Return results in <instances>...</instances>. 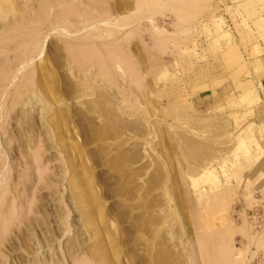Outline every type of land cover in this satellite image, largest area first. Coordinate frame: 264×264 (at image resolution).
<instances>
[{"label":"rangeland","instance_id":"374dc122","mask_svg":"<svg viewBox=\"0 0 264 264\" xmlns=\"http://www.w3.org/2000/svg\"><path fill=\"white\" fill-rule=\"evenodd\" d=\"M140 1L0 0V264H264L236 92L264 0Z\"/></svg>","mask_w":264,"mask_h":264},{"label":"crops","instance_id":"0c3cea01","mask_svg":"<svg viewBox=\"0 0 264 264\" xmlns=\"http://www.w3.org/2000/svg\"><path fill=\"white\" fill-rule=\"evenodd\" d=\"M240 63L239 68L242 70L245 66L252 65L245 73L247 77L236 87L239 96L237 100L243 105V109L237 112L238 121L241 122L239 131L243 133L248 149V157L241 173L243 188L247 195L254 198V194H257L260 199H254L264 203V59L258 58L249 63L240 52ZM245 89L249 90L247 97L242 96Z\"/></svg>","mask_w":264,"mask_h":264},{"label":"bare ground","instance_id":"6f19581e","mask_svg":"<svg viewBox=\"0 0 264 264\" xmlns=\"http://www.w3.org/2000/svg\"><path fill=\"white\" fill-rule=\"evenodd\" d=\"M108 1H109V0H108ZM141 1H142V0H141ZM141 1H140V3H141ZM144 1L147 2L148 0H144ZM173 1H176V2H177L178 0H172V2L170 1V2H168V4H169V3H171V4H172V3H175L174 5H176V2H173ZM146 2H144V3L142 2L143 5L146 4ZM148 2H149V1H148ZM148 2H147V6H148ZM180 2H182V3H180ZM191 2H196V4L194 3L193 5H197V4H200V3H201V0H199L200 3H197V2H198L197 0H196V1H194V0H179V2H177V4H179V3L181 4V5H179V6L181 7V9L178 8V6H176V7L178 8V10L176 9V11H177V12L180 11V12H178V13L181 14V15H178V18H179V17L181 18V16L185 15L184 19L181 18V19H183V20H182L183 23H184V22H187V24H189V23H188L189 20H190V22L193 21V20H191L192 17H195V18L197 17L196 13H195V16H194V13H193V10H194V9H190V8H193V7H192V6L189 7V5L192 4ZM202 2H204V1H202ZM140 3H139V4H140ZM187 3H189V5H188ZM184 4H186V6H188L189 8H187V9L184 8V7H186V6H184ZM172 5H173V4H172ZM172 5L169 4L170 7H173L174 12L176 13V11H175V6H172ZM200 5H201V4H200ZM145 6H146V5H145ZM139 7H140V8H138L137 10H140V11H141L142 8H143L142 4H140ZM194 7H195V6H194ZM200 7H201V6H200ZM195 8H196V7H195ZM198 9H199V7H198ZM109 10H110V9H109ZM191 10H192V11H191ZM113 11H114V8H113ZM195 11H197V10H195ZM195 11H194V12H195ZM109 12H110V11H109ZM109 12H108V14H109ZM178 13H177V14H178ZM102 14H103V13H102ZM108 14L106 13V14L104 15V17H105V16L108 17V16L110 15V14H109V15H108ZM142 14H143V13H142ZM142 14H141V15H142ZM142 16H143V15H142ZM186 16H187V17H186ZM105 18H106V17H105ZM195 18H194V19H195ZM103 20H105V19H103ZM107 20H108V19H107ZM111 20H112V19H111ZM103 22H105L107 26H108V25H111V26L113 25V22H112V21H109V20H108V21H103ZM129 23H130V22H129ZM129 23H128V24H129ZM130 24H131V23H130ZM79 25H80V24H79ZM181 25H182V24H181ZM189 25H190V24H189ZM187 28H188V27H187ZM187 28H186V29H187ZM186 29H185V32H184V33H186ZM188 29H189V28H188ZM188 29H187V30H188ZM190 31H191V29H190ZM190 31H189V32H190ZM107 32H109V31H107ZM107 32H106L105 37H103L104 39H105L106 36L108 35ZM187 32H188V31H187ZM104 33H105V32H104ZM111 34H113V32H112ZM111 34H110L109 36H107V39H108V38L111 39V36H112ZM103 35H104V34H103ZM103 35H102V36H103ZM113 35H114V34H113ZM112 38H113V37H112ZM101 39H102V38H101ZM80 54H81V53H80ZM80 54H79V55H80ZM85 54H86V53H85ZM81 55H82V54H81ZM90 55H91V54H90ZM86 56H87V55H86ZM91 56H92V55H91ZM104 57H105V55H104L102 58H104ZM94 58H95V57H94ZM100 58H101V57H100ZM108 58H109V57H108ZM76 59H77V58H76ZM79 59H80V58H79ZM83 59H84V58H83ZM85 59H86V57H85ZM88 59H89V60H94L93 63H95V61H96V58H95V59H93V58H92V59H91V58H88ZM80 60H81V59H80ZM89 60H88V61H89ZM102 60H103V59H102ZM104 60H106V59L104 58ZM104 60H103V61H104ZM107 60H108V59H107ZM78 61H79V60H78ZM100 61H101V60H100ZM100 61H98V62H100ZM101 62H102V61H101ZM108 62H109V61H107V63H106V62L104 61L102 64H104L105 66H103V67L106 68V67H107L106 64H108ZM83 64H84V62H83ZM100 64H101V63H100ZM86 65H87V64H86ZM92 65H93V64H92ZM98 65H99V64H98ZM109 65H110V64H109ZM94 66H95V65H94ZM119 67H120V66H119ZM90 68H91V67H90ZM108 68H109V67L106 68V71H107V72H108ZM120 69H122V67H120ZM91 70H93V69H91ZM109 70H110V69H109ZM85 71H86V70H85ZM104 71H105V70H104ZM88 72H89V71H88ZM91 72H92V71H90V72H89V73H90L89 76L86 77L87 80H86V78H85L84 80H86L87 83H89V80H90V82H95V83H96V82L98 81V79H97V81H96L95 79L92 80L93 72H92V73H91ZM107 72H106L105 74H106V77H108V79H109V78H111L112 76H111V77L109 76V75H111V74H110V71H109L108 73H107ZM122 72H123V70H122ZM94 74H95V73H94ZM107 74H109V75H107ZM95 76H96V75H95ZM96 77H97V76H96ZM96 77H93V78H96ZM83 78H84V77H82V79H83ZM88 79H89V80H88ZM111 79H113V78H111ZM84 80H83V81H84ZM79 81H80V80H79ZM83 81H82V82H83ZM86 81H85V82H86ZM101 81H102V80H101ZM101 81H100V82H101ZM109 81L111 82V80H109ZM103 82H104V81H103ZM105 83H106V82H105ZM112 83H113V81H112ZM89 84H90V83H89ZM106 84L108 85V82H107ZM88 87H89V88H93V86H90V85H88ZM88 87H87V88H88ZM110 87H111V85L109 84V86H107L106 88L111 89ZM91 90H92V89H91ZM84 92H85V91H84ZM103 92H104V91H103ZM109 92H110V91H109ZM107 95H108V94H107ZM104 96H106V95L104 94ZM104 98H105V97H104ZM106 98H108V100L111 101L110 97L107 96ZM106 100H107V99H106ZM106 100H104V101H106ZM108 100H107V101H108ZM107 101H106V102H107ZM108 103H109V101L107 102V104H108ZM105 104H106V103H105ZM109 104H110V103H109ZM29 105H30V104H29ZM104 107H105V106H104ZM108 107H109V106H108ZM61 123H62V122H61ZM61 126H62V125H61ZM7 232H8V231H7ZM1 233H2V232H1ZM1 233H0V234H1ZM228 234H229V233H228ZM10 237H11V236H10ZM223 237H224V236H223ZM2 238H3V237H2ZM221 239H222V238H221ZM221 239H220L219 243L222 241V242L224 243L223 245H225L226 242H224L223 240H226V239H223V240H221ZM3 241H4V240H3ZM220 244H221V243H220ZM227 244H228V243H227ZM226 246L228 247V245H226ZM226 246H225V247H226ZM227 247H226V248H227ZM226 248H225V249H226ZM228 248H229V247H228ZM228 248H227V249H228ZM222 249H224V248H222Z\"/></svg>","mask_w":264,"mask_h":264}]
</instances>
